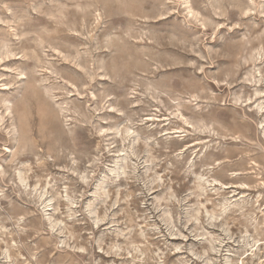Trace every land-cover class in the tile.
I'll use <instances>...</instances> for the list:
<instances>
[{
  "label": "rangeland",
  "instance_id": "1",
  "mask_svg": "<svg viewBox=\"0 0 264 264\" xmlns=\"http://www.w3.org/2000/svg\"><path fill=\"white\" fill-rule=\"evenodd\" d=\"M0 264H264V0H0Z\"/></svg>",
  "mask_w": 264,
  "mask_h": 264
},
{
  "label": "bare ground",
  "instance_id": "2",
  "mask_svg": "<svg viewBox=\"0 0 264 264\" xmlns=\"http://www.w3.org/2000/svg\"><path fill=\"white\" fill-rule=\"evenodd\" d=\"M180 2V1H179ZM191 17V16H190Z\"/></svg>",
  "mask_w": 264,
  "mask_h": 264
}]
</instances>
